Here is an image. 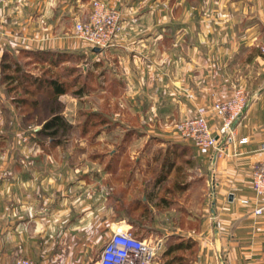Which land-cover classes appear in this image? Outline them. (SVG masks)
Instances as JSON below:
<instances>
[{
    "label": "crops",
    "instance_id": "crops-1",
    "mask_svg": "<svg viewBox=\"0 0 264 264\" xmlns=\"http://www.w3.org/2000/svg\"><path fill=\"white\" fill-rule=\"evenodd\" d=\"M9 1L7 10L11 13L14 4ZM110 2L122 10L123 29L105 50L108 63L113 71L123 73L129 87L150 88L142 95L146 102H154L162 118L172 114L195 116L198 105L230 96L235 83L228 78V72L246 51L257 56L258 51L253 49L264 37V9H257L264 8V0H228L229 14L214 16L213 20L211 15L204 16L206 6L197 12L199 8L193 0ZM4 3L6 0H0V8ZM235 10L240 14L236 15ZM13 22L0 18V60L6 52L61 49L62 43L66 44H52L50 18L46 19L48 32H43L42 41L35 43L38 35L33 16L23 22L25 28L20 33L26 41L18 44L17 22ZM60 25L58 18L53 27ZM254 86L260 89L236 125L235 142L227 146L223 155L201 154L191 143L189 148L185 146L186 155L191 153L186 163L189 174L171 177L168 172L174 163L168 171L162 162L166 178L159 179V172L153 180L145 181V187L171 201L162 195L163 191L173 197L191 191L195 184L204 185L201 209L187 212L195 226L186 231L174 226L177 213H172V231H167L166 238L158 243L160 247L168 241L192 238L195 253L185 257L159 255L152 264H264V214H254L251 182L252 164L264 158V81L254 79ZM211 124L217 131L219 121L212 120ZM29 179L26 191L13 189L15 186L3 190L0 180V264H12L19 257H28L35 264H85L91 237L100 231L109 237L118 223L115 215L107 220L108 212L91 201L97 196L76 190L79 183L65 182L61 173L55 177L33 175ZM152 211L151 228L160 231V226H167L162 218L167 211Z\"/></svg>",
    "mask_w": 264,
    "mask_h": 264
},
{
    "label": "rangeland",
    "instance_id": "rangeland-1",
    "mask_svg": "<svg viewBox=\"0 0 264 264\" xmlns=\"http://www.w3.org/2000/svg\"><path fill=\"white\" fill-rule=\"evenodd\" d=\"M227 1L193 0V3L197 8L206 6L203 14L211 15L213 20L214 16L229 14ZM6 2L0 8V18L16 20L13 23L17 22L18 44L26 41L20 30L25 28L23 22L32 16L35 35L40 36L35 37V43H40L43 32H48L46 19L50 18L52 44L59 41H66V44L62 43L61 49H52L64 54L31 56L29 65L25 63L23 53L17 55L18 61L29 72L25 79L31 94L24 93L23 86L10 93L1 83L0 71V180L3 190L15 186L13 189L26 191L29 177L48 174L55 177L61 173L65 182L76 180L79 183L76 190L97 196L91 201L108 212L107 220H112L114 214L115 222L132 225L135 221L137 226H131L132 229L137 231L140 227L139 234H144L154 246L163 241L173 227L172 213H177L174 226L183 231L192 229L195 224L187 212L201 209L204 185L195 184L191 191L173 197L163 191L162 195L173 201L166 206L154 190L145 187V181L153 180L160 172L166 154L168 162H174V169L168 172L171 177L181 178L182 172H187L186 163L191 153L186 155L187 149H182L179 144L189 148L191 143L182 138L177 127L193 115L159 117L154 102H146L142 95L150 88L126 85L123 73L113 71L108 63L105 50L94 52L78 37L76 25L89 16L93 0H13L11 13L7 10L10 1ZM233 12L240 14L237 10ZM58 18L61 25L54 28ZM257 44L253 49V52L258 51L257 56L246 51L242 60L235 62L228 72V78L235 83L232 93L236 87H242L250 100L260 89L254 86V79L264 81V37L258 39ZM10 59L14 66L15 60ZM47 80H57L65 92L57 96ZM25 97L29 102L37 100V105L15 101ZM55 115L61 116L65 125L45 130V123ZM135 198H145L151 208L158 211L162 208L163 213L167 211L162 215L167 226H160V231L149 227L154 225L149 224V216L141 218L143 208L136 207ZM108 238L102 231L91 237L85 264H98ZM166 249L167 245H160L156 256L163 255ZM190 252L184 251V255H191Z\"/></svg>",
    "mask_w": 264,
    "mask_h": 264
},
{
    "label": "built area",
    "instance_id": "built-area-1",
    "mask_svg": "<svg viewBox=\"0 0 264 264\" xmlns=\"http://www.w3.org/2000/svg\"><path fill=\"white\" fill-rule=\"evenodd\" d=\"M122 10L107 0H93L91 12L76 25L78 37L91 49L101 51L113 45L121 33ZM264 51V45L262 46ZM250 97L242 87H236L230 96L196 107V115L183 120L177 127L182 138L190 141L201 154L223 155L227 146L235 142L236 125L249 105ZM219 121L215 131L211 121ZM235 122L236 125H235ZM254 191V214H264V158L251 166ZM158 245L139 237L131 226L115 223L111 235L103 245L98 264H152ZM12 264H35L28 257H19Z\"/></svg>",
    "mask_w": 264,
    "mask_h": 264
},
{
    "label": "trees",
    "instance_id": "trees-1",
    "mask_svg": "<svg viewBox=\"0 0 264 264\" xmlns=\"http://www.w3.org/2000/svg\"><path fill=\"white\" fill-rule=\"evenodd\" d=\"M94 52H96V51H94ZM19 53H21V54L23 53V55L26 57L25 63L27 65L31 64V62H32L31 56H36V57L37 56L38 57L39 56H44V57L53 56V57H55V55L60 56L61 54H64V53L57 51V50H40V49H33V50L20 49ZM18 54L6 52V54L3 56V58L0 62L1 83L6 85V87L9 89L8 91L10 93L13 90H15L16 87L23 86L24 93L31 94L32 91L30 90V87L28 86V83H26V79H25V77L28 76L27 74L29 72L27 69L24 68L23 64H21V62L18 61V59H17ZM10 58L15 60V62H14L15 67L13 66V62H11ZM47 82H49V85H51L54 88V91H55L57 96L60 94H63L65 92V88L61 84H59L57 80H47ZM40 85H41L40 87H43L42 83H40ZM15 101L22 102V103L25 102L26 104H32L33 103L35 105H37V103H38L37 100L36 101L30 100V102H29V98H27V97L17 98ZM63 121L64 120L62 119L61 116L55 115L53 118L49 119L45 123L44 129L49 130V129H52L54 127H58V128L63 127L65 125ZM190 143H192V142H190ZM179 146H181L182 149H185L184 147L187 145L179 144ZM164 157L165 158L163 160V164L165 166L169 167L168 168V171H169V169L171 167L170 165L174 162H170V163L168 162L169 157L167 156V154ZM160 170H161L160 171L161 176L159 175L160 176L159 179L166 178V176H167L166 172L163 171V169H160ZM176 185L179 187H183L180 183H176ZM165 190H171V188L166 187ZM161 200L166 205H170L172 203V201L167 199L166 197H163ZM134 203H135L136 207H138V208L142 207L143 208V210H141V214H140L141 218H145V217L147 218V216H149V224L153 225V223H154L153 222V211H152L151 206H149V204H148L149 202L147 200H145L144 198H141V199L135 198ZM131 224L136 225L135 221H132ZM149 227H151V226H149ZM139 232H140V227H139V230L135 231V233L141 238H146L144 234H139ZM193 244H194V240L192 238L182 239L181 241L176 242V243H172L171 241H168V243L166 244L167 249L165 250L163 255L174 254V255L179 256V257H185L187 255H184V251H191L190 254L193 256V254L195 253V249L193 247ZM181 252H182V254H180Z\"/></svg>",
    "mask_w": 264,
    "mask_h": 264
},
{
    "label": "water",
    "instance_id": "water-1",
    "mask_svg": "<svg viewBox=\"0 0 264 264\" xmlns=\"http://www.w3.org/2000/svg\"><path fill=\"white\" fill-rule=\"evenodd\" d=\"M94 51H96V52H100L101 49H100L99 47H96V48H94ZM236 123H237V122H235V125H236Z\"/></svg>",
    "mask_w": 264,
    "mask_h": 264
}]
</instances>
